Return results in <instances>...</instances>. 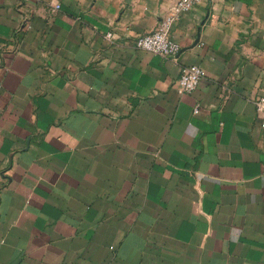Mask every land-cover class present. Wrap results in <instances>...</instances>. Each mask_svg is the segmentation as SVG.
I'll return each instance as SVG.
<instances>
[{"label": "crops", "instance_id": "obj_1", "mask_svg": "<svg viewBox=\"0 0 264 264\" xmlns=\"http://www.w3.org/2000/svg\"><path fill=\"white\" fill-rule=\"evenodd\" d=\"M175 2L0 0V264H264V0Z\"/></svg>", "mask_w": 264, "mask_h": 264}, {"label": "built area", "instance_id": "obj_2", "mask_svg": "<svg viewBox=\"0 0 264 264\" xmlns=\"http://www.w3.org/2000/svg\"><path fill=\"white\" fill-rule=\"evenodd\" d=\"M203 1L205 0H176L170 11L161 17L154 29L135 38V46L165 58L176 59L180 45L170 35L171 25L181 13L190 10L193 5ZM54 8H58V4ZM112 35L110 32L106 33L107 38H112ZM204 78L205 70L203 67L197 64L185 65L181 67L175 85L179 91L190 93L197 88ZM255 105L257 112L263 117L261 126L264 127V96L258 98ZM197 111L198 105H195L194 112Z\"/></svg>", "mask_w": 264, "mask_h": 264}, {"label": "water", "instance_id": "obj_3", "mask_svg": "<svg viewBox=\"0 0 264 264\" xmlns=\"http://www.w3.org/2000/svg\"><path fill=\"white\" fill-rule=\"evenodd\" d=\"M198 40H196L195 42H197Z\"/></svg>", "mask_w": 264, "mask_h": 264}]
</instances>
